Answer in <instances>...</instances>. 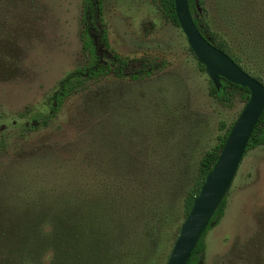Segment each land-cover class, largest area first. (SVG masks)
<instances>
[{
  "label": "rangeland",
  "instance_id": "1",
  "mask_svg": "<svg viewBox=\"0 0 264 264\" xmlns=\"http://www.w3.org/2000/svg\"><path fill=\"white\" fill-rule=\"evenodd\" d=\"M201 1L197 15L264 85V58L257 55L264 52V0ZM82 3L0 0V238L9 243L50 220L51 239H59L99 196H128L129 231L138 228L147 241L151 264H167L202 161L245 104L238 96L231 108L215 99L183 31L152 0H109V41L129 63L127 78L111 73L67 100L47 130L24 132L19 115L40 107L85 62ZM145 60L163 70L130 81ZM225 200L222 222L204 239L205 264H264V146L245 154Z\"/></svg>",
  "mask_w": 264,
  "mask_h": 264
},
{
  "label": "trees",
  "instance_id": "2",
  "mask_svg": "<svg viewBox=\"0 0 264 264\" xmlns=\"http://www.w3.org/2000/svg\"><path fill=\"white\" fill-rule=\"evenodd\" d=\"M107 1L109 0H83L80 39L85 62L81 67L68 73L60 80L40 107L27 108L19 115L23 120L22 129L24 132L39 133L47 130L58 118L67 100L87 90L90 85L107 78L111 73L115 74L119 80L127 78L125 69L129 63L112 50L109 42L105 20V4ZM188 1L190 12L202 36L227 54L247 74L263 84L258 76H254L252 71L243 65L242 56L236 55L228 40L212 30L206 18L204 19V14L197 15V6H202V1ZM152 3L162 13L167 22L180 27L174 0H152ZM234 32L237 33V31ZM251 49L255 53L260 52L256 47ZM242 52L245 55H251L245 49H242ZM257 55L264 58V52L262 51ZM162 70L163 68L157 66L154 60H145L142 63L141 70L128 79L132 82L143 81L155 76ZM221 83L220 90H217L215 86L212 89V95L221 105L229 108L233 107L234 99L237 96L245 105L247 104L250 99L248 89L233 85L225 80H222ZM232 127L227 131L221 144L208 152L203 159L196 187L190 192L185 202L186 217L204 184L206 176L216 164ZM262 146H264V114L248 144L246 153ZM124 191V189H121L120 193L123 194ZM124 198L129 200L130 197L118 198L113 194H109L105 198L99 196L96 203L89 205L88 209L81 214V219L72 228V234L63 233L59 236V239H51L53 235L43 237L39 229L38 231L21 230L15 235L14 241H9V243L0 238V264H23L26 257H31L38 264L42 253L50 247L56 251L54 264H151L152 262L145 258L147 250L143 248V245H147V241L143 240V236L139 235L140 232L136 231L138 228L133 232L129 231L126 220L132 217V214H126ZM130 201L134 202V198H131ZM112 205L116 207L115 213L111 211ZM225 207L226 200L216 212L187 264H205L206 245L204 239L210 231L222 222ZM24 237L27 238L24 239ZM22 238L24 240H21ZM27 239L28 241H25ZM132 240L134 241L132 242Z\"/></svg>",
  "mask_w": 264,
  "mask_h": 264
},
{
  "label": "water",
  "instance_id": "3",
  "mask_svg": "<svg viewBox=\"0 0 264 264\" xmlns=\"http://www.w3.org/2000/svg\"><path fill=\"white\" fill-rule=\"evenodd\" d=\"M179 26L199 64L220 90L222 80L246 88L250 99L233 125L220 156L208 173L192 208L181 226L167 264H187L226 199L244 160L248 144L264 114V85L247 74L227 54L200 33L188 0H174Z\"/></svg>",
  "mask_w": 264,
  "mask_h": 264
},
{
  "label": "clouds",
  "instance_id": "4",
  "mask_svg": "<svg viewBox=\"0 0 264 264\" xmlns=\"http://www.w3.org/2000/svg\"><path fill=\"white\" fill-rule=\"evenodd\" d=\"M39 232L43 237H51L55 232V225L52 221H44L39 227ZM56 251L54 248L46 249L39 258L38 264H54ZM23 264H37L31 257H26Z\"/></svg>",
  "mask_w": 264,
  "mask_h": 264
},
{
  "label": "flooded vegetation",
  "instance_id": "5",
  "mask_svg": "<svg viewBox=\"0 0 264 264\" xmlns=\"http://www.w3.org/2000/svg\"><path fill=\"white\" fill-rule=\"evenodd\" d=\"M110 42V41H109Z\"/></svg>",
  "mask_w": 264,
  "mask_h": 264
}]
</instances>
